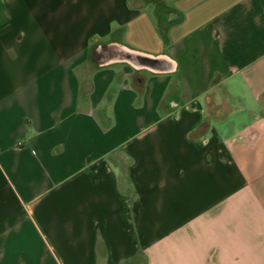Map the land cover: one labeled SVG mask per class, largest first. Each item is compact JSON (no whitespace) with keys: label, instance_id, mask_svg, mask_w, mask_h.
Returning <instances> with one entry per match:
<instances>
[{"label":"crops","instance_id":"obj_1","mask_svg":"<svg viewBox=\"0 0 264 264\" xmlns=\"http://www.w3.org/2000/svg\"><path fill=\"white\" fill-rule=\"evenodd\" d=\"M0 264H264V0H0Z\"/></svg>","mask_w":264,"mask_h":264},{"label":"rangeland","instance_id":"obj_2","mask_svg":"<svg viewBox=\"0 0 264 264\" xmlns=\"http://www.w3.org/2000/svg\"><path fill=\"white\" fill-rule=\"evenodd\" d=\"M162 15L160 14V17H161Z\"/></svg>","mask_w":264,"mask_h":264}]
</instances>
